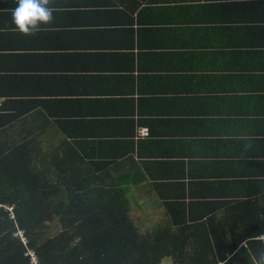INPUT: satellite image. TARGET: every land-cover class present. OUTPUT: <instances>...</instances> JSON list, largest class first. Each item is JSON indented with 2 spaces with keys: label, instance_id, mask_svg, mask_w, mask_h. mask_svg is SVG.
<instances>
[{
  "label": "crops",
  "instance_id": "crops-1",
  "mask_svg": "<svg viewBox=\"0 0 264 264\" xmlns=\"http://www.w3.org/2000/svg\"><path fill=\"white\" fill-rule=\"evenodd\" d=\"M54 3L24 36L0 0L6 133L37 163L115 179L154 229L261 231L264 0Z\"/></svg>",
  "mask_w": 264,
  "mask_h": 264
},
{
  "label": "trees",
  "instance_id": "trees-1",
  "mask_svg": "<svg viewBox=\"0 0 264 264\" xmlns=\"http://www.w3.org/2000/svg\"><path fill=\"white\" fill-rule=\"evenodd\" d=\"M4 118L0 264H31L30 251L37 264L264 263V221L261 231L225 233L213 221L195 231L172 217L173 224L142 233L123 185L107 183L97 171L35 162L34 147H26V137L16 142L7 134L11 119ZM226 234L234 243H222Z\"/></svg>",
  "mask_w": 264,
  "mask_h": 264
},
{
  "label": "clouds",
  "instance_id": "clouds-1",
  "mask_svg": "<svg viewBox=\"0 0 264 264\" xmlns=\"http://www.w3.org/2000/svg\"><path fill=\"white\" fill-rule=\"evenodd\" d=\"M12 21L24 36H34L50 26L55 19L54 0H15Z\"/></svg>",
  "mask_w": 264,
  "mask_h": 264
},
{
  "label": "rangeland",
  "instance_id": "rangeland-1",
  "mask_svg": "<svg viewBox=\"0 0 264 264\" xmlns=\"http://www.w3.org/2000/svg\"><path fill=\"white\" fill-rule=\"evenodd\" d=\"M133 207V206H132ZM148 212H147V209H138L137 207H133L131 209V217H133L134 220H138L139 219V224H138V227L141 229L142 233H145V232H148V231H151V232H154V226L152 225L153 223H150L149 222V217H148ZM148 224H146V222ZM264 262V261H263ZM162 264H171V261L170 260H166V261H163ZM264 264V263H263Z\"/></svg>",
  "mask_w": 264,
  "mask_h": 264
},
{
  "label": "built area",
  "instance_id": "built-area-1",
  "mask_svg": "<svg viewBox=\"0 0 264 264\" xmlns=\"http://www.w3.org/2000/svg\"><path fill=\"white\" fill-rule=\"evenodd\" d=\"M138 133H139V136H141V137L143 136L144 137V136H146L148 134V131H147V129L142 128V129H140V131ZM18 234H19L18 236L20 237V239L23 242V244H25L26 242H25V239H24L23 235H21V233H18ZM28 255L30 257L31 264H37V259H36L35 255H34V253L32 251H30V252H28Z\"/></svg>",
  "mask_w": 264,
  "mask_h": 264
}]
</instances>
